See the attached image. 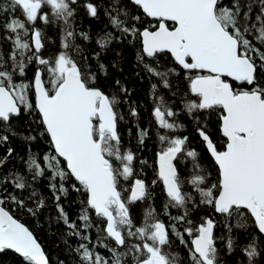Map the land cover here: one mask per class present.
I'll use <instances>...</instances> for the list:
<instances>
[{"label": "snow or ice", "instance_id": "6c2138e0", "mask_svg": "<svg viewBox=\"0 0 264 264\" xmlns=\"http://www.w3.org/2000/svg\"><path fill=\"white\" fill-rule=\"evenodd\" d=\"M142 13H129L113 0L106 14L119 33H106L96 43L107 50L114 39L137 48L136 58L151 76L160 78L165 89H172L169 77L186 81V91L177 110L157 95L152 85L153 122L157 126L154 186L163 185L164 215L148 204L142 223L134 222L131 205L152 199L150 185L141 178L147 160L139 159L123 146L118 122V95H109L99 83V74L108 75L94 52L98 72L76 43L77 36L90 37L73 27L77 7L97 17L99 7L92 0H0V144L17 135L12 121L27 113L34 117L39 136H47L51 152L44 155L47 169L33 157L29 168L35 180L49 176V188L56 201L58 219L69 237L77 238L72 249L76 264H225L217 241L226 240L229 255L236 250L233 227L247 231L250 239L242 248L247 264L264 260V0H129ZM19 13V15H16ZM60 23L59 50L45 54L44 28ZM7 45L5 49L4 46ZM170 55L172 66L161 70L159 58ZM34 65L32 76H27ZM119 92L128 90L115 81ZM173 95H176L173 92ZM181 113L196 125L205 151L216 168V177L200 163V153L190 149L188 137L177 135L185 125ZM215 113L222 144L208 132L205 114ZM131 115H138L135 108ZM140 129L138 144L149 138ZM26 140H35L28 135ZM12 149H8L11 155ZM192 172L182 178L178 165L188 159ZM4 160H0L2 166ZM139 164V168L137 167ZM11 183L24 191L31 185L23 176ZM185 185L191 191H185ZM71 191L80 197V210L70 219L62 197ZM0 195V252L12 250L21 264H50L33 233L6 208L10 200L18 208L36 216L45 201L29 207L18 195ZM36 197L33 190L28 199ZM200 205L224 218L229 233L216 235L217 222L209 217L191 218ZM171 209H176L173 215ZM235 218L236 223H231ZM95 230V238L92 231ZM175 241L187 251L186 259L171 251ZM67 243V241H65ZM98 248L106 249L102 255ZM60 264H64L60 261ZM239 264H244L240 261Z\"/></svg>", "mask_w": 264, "mask_h": 264}, {"label": "trees", "instance_id": "16d2710c", "mask_svg": "<svg viewBox=\"0 0 264 264\" xmlns=\"http://www.w3.org/2000/svg\"><path fill=\"white\" fill-rule=\"evenodd\" d=\"M93 3L99 7L98 16L93 18L86 14L82 6L77 7V15L73 22V27L79 32L88 33L90 39L84 40L77 36L76 43L80 45L81 52L84 56L88 57V62L92 66V70L98 72L97 60L93 57V53L100 51V62L107 66L108 75L104 76L99 74V83L103 89L109 94L118 95L121 103L118 106L120 114L123 119L118 122V131L121 136L123 146L126 149H131L137 154L139 159L147 160L149 166L143 168L141 178L150 185L152 199L144 203L137 202L131 205L130 211L134 222L139 225L142 223L143 212L148 204H151L157 211L159 218L168 222L169 217L164 215L163 205L166 202L165 195L163 194V185L158 181L156 185L151 182L156 179V152L159 150L158 141L156 138L157 126L153 122L152 109L154 107V100L152 95V85H157V95L163 96L165 101L173 105L177 110L182 108L181 100L186 91V81L178 80L176 77H169L173 87L172 89H165L158 77L151 76L145 71L142 64L138 63L136 58L137 48L129 44L127 40L121 41L114 39L108 46L107 50L101 51L96 43L98 37L104 36L106 33H112L114 37H119L120 33L114 29L110 23L109 16L106 14V9H109L113 0H92ZM84 0H81V5ZM119 7H126L129 13L139 14L143 19L142 13L139 12L129 0H121ZM19 15V13H16ZM45 36L47 37L45 54H52L59 50L60 44V23L43 26ZM7 48V45L4 46ZM159 64L162 66L161 70L172 66L171 57L162 55L159 58ZM35 70V66H29L27 76L30 78ZM119 80L120 85L128 90V94L119 92V86L115 81ZM173 92L176 95H173ZM135 108L138 115L132 116L131 109ZM179 121L185 125L183 131L178 132L177 135H184L188 137V147L195 149L200 153L201 165L212 173V179L216 177V168L201 142L196 131V125L185 114L181 113ZM205 119L208 124V132L214 141L222 144L223 138L218 131V121L215 113L205 114ZM34 117L29 116L27 113L22 114L20 117L13 119L12 125L17 135L12 136L9 134V141L5 144H0V160H5L4 164L0 166V180L8 178L9 181L16 176H23L25 180L31 185L30 188L24 191L14 190L11 183L0 185V195H6L3 188H7L8 192L20 196L24 199L29 207H35V201L43 199L45 206L40 209L36 216L29 214L26 209L22 210L13 204L10 200H5L6 208L18 219L21 223L27 226L32 233L36 236L44 249L50 264H76L78 259L76 253L72 251L78 246V240L74 237L66 235L67 229L63 222L58 219L56 210V201L53 192L49 188V176L51 172L46 170L45 175L32 179L34 169L29 168L30 158H35L41 167L47 169V165L43 160L45 154L52 151L47 140V136L40 137L37 125L33 123ZM140 129H148L150 132L149 138L145 140L144 146L138 144L137 136ZM32 135L35 140H26L24 137ZM12 149L11 155L8 154V149ZM139 168V164H137ZM182 178H186L192 172V162L189 158L185 163L178 165ZM35 190L36 197L28 199L31 192ZM185 191H191V187L185 185ZM80 197L77 193L69 189L68 196L62 197L60 203L64 206L65 211L68 213L70 219L75 220L79 210ZM173 215L177 214L176 209L170 210ZM209 216L217 222L215 228L216 235H224L227 237L229 233L224 227V218L219 214H214L212 210L204 205H200L192 212L191 218L199 223V218ZM231 223L235 225V218ZM254 226H249L247 231L233 227L231 235L236 238V250L229 255L226 249V240L217 241V247L220 249V254L223 257L225 264H239L243 261L247 264V258L244 256L241 248L249 242V233H256ZM95 238V230L92 231ZM67 241V243H65ZM264 247V239L260 241ZM102 255L107 256L106 249L98 248ZM171 251H178L183 259L187 257V251L175 241ZM21 259L15 253L5 250L0 252V264H21ZM264 264V260H261Z\"/></svg>", "mask_w": 264, "mask_h": 264}, {"label": "water", "instance_id": "95a60500", "mask_svg": "<svg viewBox=\"0 0 264 264\" xmlns=\"http://www.w3.org/2000/svg\"><path fill=\"white\" fill-rule=\"evenodd\" d=\"M25 227H27V226H25ZM28 228V227H27ZM29 229V228H28ZM30 230V229H29ZM31 231V230H30ZM32 232V231H31ZM34 235V234H33ZM34 237L36 238V236L34 235ZM37 239V238H36ZM38 241V240H37ZM38 243H39V241H38ZM42 249H43V247H42ZM44 250V249H43ZM9 251H11V252H13L12 250H9ZM14 253V252H13ZM16 254V253H15ZM16 255H18V254H16ZM19 256V255H18Z\"/></svg>", "mask_w": 264, "mask_h": 264}, {"label": "bare ground", "instance_id": "6f19581e", "mask_svg": "<svg viewBox=\"0 0 264 264\" xmlns=\"http://www.w3.org/2000/svg\"><path fill=\"white\" fill-rule=\"evenodd\" d=\"M40 243V242H39Z\"/></svg>", "mask_w": 264, "mask_h": 264}, {"label": "flooded vegetation", "instance_id": "af4514ba", "mask_svg": "<svg viewBox=\"0 0 264 264\" xmlns=\"http://www.w3.org/2000/svg\"><path fill=\"white\" fill-rule=\"evenodd\" d=\"M170 56V55H169Z\"/></svg>", "mask_w": 264, "mask_h": 264}]
</instances>
